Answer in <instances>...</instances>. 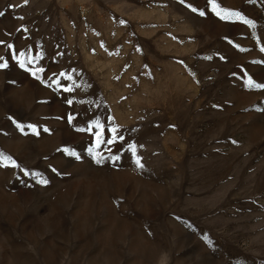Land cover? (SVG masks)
I'll use <instances>...</instances> for the list:
<instances>
[{
  "label": "rangeland",
  "instance_id": "374dc122",
  "mask_svg": "<svg viewBox=\"0 0 264 264\" xmlns=\"http://www.w3.org/2000/svg\"><path fill=\"white\" fill-rule=\"evenodd\" d=\"M0 13V264H264V0Z\"/></svg>",
  "mask_w": 264,
  "mask_h": 264
},
{
  "label": "snow or ice",
  "instance_id": "6c2138e0",
  "mask_svg": "<svg viewBox=\"0 0 264 264\" xmlns=\"http://www.w3.org/2000/svg\"><path fill=\"white\" fill-rule=\"evenodd\" d=\"M24 2L27 3V0H24ZM193 10L195 11V9H193ZM201 14H203V13H201ZM0 15H2V13H0ZM237 15H239V14H237ZM0 43H3V42L0 41ZM8 47L10 48L11 45H8ZM261 50L264 51V48H262ZM2 67H6V65L0 63V68H2ZM249 83H250V84L253 83V82L251 81V78H249ZM255 86H256V87H264V85H255ZM69 103H71V101H69ZM70 119H71V118H70ZM29 127L32 128L33 131H35L34 126H31V125H30ZM112 131H115V129H113ZM97 135H99V133H98ZM114 139H116V137H114L113 140H114ZM119 139H123V137H119ZM113 140H109V143H112ZM117 158H118V157H117ZM5 159H8V158H5ZM13 163H14V162H13ZM137 165H138L139 167H142V165L139 163V160H138V159H137ZM41 183H47V181H46V180H43V181H41Z\"/></svg>",
  "mask_w": 264,
  "mask_h": 264
}]
</instances>
